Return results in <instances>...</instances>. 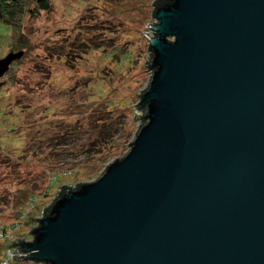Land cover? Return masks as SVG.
Returning <instances> with one entry per match:
<instances>
[{
  "label": "water",
  "instance_id": "95a60500",
  "mask_svg": "<svg viewBox=\"0 0 264 264\" xmlns=\"http://www.w3.org/2000/svg\"><path fill=\"white\" fill-rule=\"evenodd\" d=\"M144 30L129 151L54 200L13 260L264 264V0H166Z\"/></svg>",
  "mask_w": 264,
  "mask_h": 264
},
{
  "label": "rangeland",
  "instance_id": "374dc122",
  "mask_svg": "<svg viewBox=\"0 0 264 264\" xmlns=\"http://www.w3.org/2000/svg\"><path fill=\"white\" fill-rule=\"evenodd\" d=\"M154 1L52 0L50 12L21 19L20 32L0 23V59L21 55L0 77L2 264H41L23 257L13 260L12 255L25 256L14 242L33 240L44 209L63 186L73 189L95 181L108 164L129 151L122 147L106 164L95 167L97 159L74 157V145L70 151L53 146L50 139L58 128L49 122L72 112L82 116L98 102L115 108L128 105L135 138L143 124L137 107L140 93L151 78L137 60L145 50L142 33L153 19ZM19 34L22 44L17 43ZM125 50L130 57L120 61L119 53ZM28 188L40 194L32 207L19 211L22 207L15 201Z\"/></svg>",
  "mask_w": 264,
  "mask_h": 264
},
{
  "label": "trees",
  "instance_id": "16d2710c",
  "mask_svg": "<svg viewBox=\"0 0 264 264\" xmlns=\"http://www.w3.org/2000/svg\"><path fill=\"white\" fill-rule=\"evenodd\" d=\"M165 1L166 0H155L152 2V6L154 7L152 17L158 7ZM51 8L52 0H0V23L5 24L10 29L12 28L15 32H20L21 19L26 15H37L43 11L50 12ZM144 21L145 20H142V22ZM22 36V34H19L17 37L19 42L17 43L22 44ZM21 48L19 47L18 49ZM122 53L123 52L119 53L118 58L120 61L128 60L130 56L127 50H125L123 54ZM143 92L140 93V97ZM137 107L141 109L140 104H138ZM82 114L84 115L81 116L72 112L70 115L63 117V119H53L49 122L51 126L58 128H54L56 133L50 139L51 142H53V146L59 148L63 146L69 151L71 150L70 147L72 149L76 148L74 157L76 159H97L96 163L98 164H96L95 167L106 164L109 157L118 153V150L122 147H131L135 123H133V119H131V111L128 105L123 108H115L110 104L102 106L98 102L93 104L91 109ZM136 133L137 132H135V135ZM78 139H82V143L79 145L76 144L79 142ZM72 145H74V148ZM49 149H53L52 146H49ZM56 178L58 177L56 176ZM79 186L80 185H77L74 188H78ZM67 188L71 187L63 186L57 198L62 196V193ZM20 194L21 196L15 201V203L20 204L19 208L22 207L19 211L23 210L24 207H32L38 197L36 195L40 193L35 194L33 190L28 188L26 191L20 192ZM47 194H49V192L45 191L44 195ZM53 202H51V204ZM50 209L51 205L44 209L42 217L46 216ZM21 214L22 213L19 215ZM19 240L23 241L22 239ZM15 245L18 246L19 251H22L20 244L15 243Z\"/></svg>",
  "mask_w": 264,
  "mask_h": 264
},
{
  "label": "built area",
  "instance_id": "2783aa9c",
  "mask_svg": "<svg viewBox=\"0 0 264 264\" xmlns=\"http://www.w3.org/2000/svg\"><path fill=\"white\" fill-rule=\"evenodd\" d=\"M139 130V129H138ZM2 263H4V262H0V264H2Z\"/></svg>",
  "mask_w": 264,
  "mask_h": 264
}]
</instances>
